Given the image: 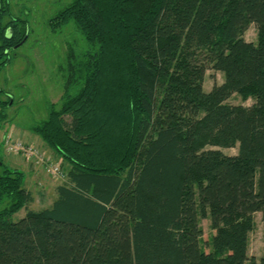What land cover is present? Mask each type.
I'll return each instance as SVG.
<instances>
[{
	"label": "trees",
	"instance_id": "16d2710c",
	"mask_svg": "<svg viewBox=\"0 0 264 264\" xmlns=\"http://www.w3.org/2000/svg\"><path fill=\"white\" fill-rule=\"evenodd\" d=\"M27 24L0 0V70ZM69 24L86 48L68 45L59 106L30 127L66 181L28 210L25 174L0 162V264H264L247 254L264 226V0H72L49 27ZM208 68L223 83L205 92Z\"/></svg>",
	"mask_w": 264,
	"mask_h": 264
},
{
	"label": "rangeland",
	"instance_id": "374dc122",
	"mask_svg": "<svg viewBox=\"0 0 264 264\" xmlns=\"http://www.w3.org/2000/svg\"><path fill=\"white\" fill-rule=\"evenodd\" d=\"M11 18L27 21L28 39L9 52L8 64L0 70V101H10L5 109V119H0V162L10 169L23 171L24 188L31 191L34 197L28 210L40 211L50 208L56 199L55 189L66 181L67 165L61 167V160L52 159L60 165L62 177L53 178L41 167V177L35 185L29 181V174L24 171L23 158L7 152L3 145L6 136L21 140L34 147L41 139L31 133L30 127L39 124L48 117V105L59 106L63 91V78L58 67L64 62L68 45H75L77 50L86 48L81 35L69 24L56 32L49 27L50 20L69 6L72 0H7ZM7 19L6 21H8ZM246 42L256 43V27L251 24L243 35ZM223 83V75L208 68L203 82V89L209 92L214 85ZM231 105L251 106L253 102H242L239 96L233 95L228 101ZM38 143V146L40 145ZM39 148V147H36ZM40 149V148H39ZM224 155H236L237 148L220 149ZM25 162V161H24ZM35 166V165H34ZM26 214L21 209L13 215L18 222ZM203 230V248L210 250V238L214 232L210 229L209 220H201ZM264 226L260 214L255 215V229L249 236L248 256L257 261L263 255Z\"/></svg>",
	"mask_w": 264,
	"mask_h": 264
},
{
	"label": "built area",
	"instance_id": "2783aa9c",
	"mask_svg": "<svg viewBox=\"0 0 264 264\" xmlns=\"http://www.w3.org/2000/svg\"><path fill=\"white\" fill-rule=\"evenodd\" d=\"M3 145L10 154L14 156H20L25 162L41 167L53 178L62 177L60 165L52 158L46 156V154L39 148H36L21 140H16L10 136H6L4 138Z\"/></svg>",
	"mask_w": 264,
	"mask_h": 264
},
{
	"label": "crops",
	"instance_id": "0c3cea01",
	"mask_svg": "<svg viewBox=\"0 0 264 264\" xmlns=\"http://www.w3.org/2000/svg\"><path fill=\"white\" fill-rule=\"evenodd\" d=\"M37 142L39 143V141H37ZM38 143H37L36 147H39L40 150L46 154V156H48L50 158H52V156L55 157L53 155V153L44 144L39 143L40 145L38 146ZM23 165H24V171H26L29 174L28 184H30L29 183L30 180H31V183L34 185L36 183H38L37 181L40 180V177L42 175L41 174L42 169H40L39 166H34V165H31V164L24 162V161H23ZM21 172H23V171H21ZM28 191H30V190H28ZM33 200H34V197H33Z\"/></svg>",
	"mask_w": 264,
	"mask_h": 264
},
{
	"label": "flooded vegetation",
	"instance_id": "af4514ba",
	"mask_svg": "<svg viewBox=\"0 0 264 264\" xmlns=\"http://www.w3.org/2000/svg\"><path fill=\"white\" fill-rule=\"evenodd\" d=\"M21 45V44H20ZM18 47V46H17Z\"/></svg>",
	"mask_w": 264,
	"mask_h": 264
}]
</instances>
